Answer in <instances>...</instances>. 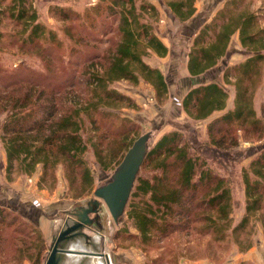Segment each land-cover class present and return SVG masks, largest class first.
<instances>
[{
    "label": "trees",
    "instance_id": "trees-1",
    "mask_svg": "<svg viewBox=\"0 0 264 264\" xmlns=\"http://www.w3.org/2000/svg\"><path fill=\"white\" fill-rule=\"evenodd\" d=\"M7 1L0 0V24L4 17L18 25L23 24L24 31L28 32L24 43L39 42L48 35L54 37L55 33L39 21L34 0ZM139 1H142L140 6ZM244 1L227 0L194 36L188 60L191 77L203 76L219 65L227 56L236 34L245 58L231 64L226 62L223 83L216 80L196 83L183 97L182 107L194 120H207L214 113L224 111L207 124V152L201 151L180 128L163 132L150 145L125 212L127 221L138 230L143 245L191 232L212 235L214 241L222 242L230 229L234 234L244 232L256 213L261 212L264 216V145L244 169L246 213L237 225H233L231 216L233 205L229 181L216 173L211 165L213 159H224L233 147L240 145L239 136L232 134L234 125L246 134L264 131V118L257 115L254 106L256 83L264 63V13L241 11ZM195 4L196 0L167 2L180 21H187L195 15ZM106 8L119 22L118 39L104 41L94 34L85 36L96 45L109 44L106 52L88 58V66L81 73L76 69L68 80L60 78L52 88L48 85L51 96L37 93V90L27 92L23 99L15 100L10 106L0 124L9 176L15 170L33 176L41 168L45 177L49 171L63 166L72 183L81 177L91 189L94 178L84 158L89 144V138H85L87 121L95 131L106 130L100 137L113 134L114 118L117 117L111 108L134 106L130 96L112 85L120 80L138 84L144 79L156 89L160 100L168 95L170 84L166 76L145 60L152 53L166 56L169 52L155 33L154 24L142 20L143 12L157 16V6L145 0H111ZM54 10L63 19L71 17L70 12L62 7ZM3 37L0 31V46ZM233 80L235 102L234 108L228 110L227 86ZM24 81L13 82L9 88L19 84L39 85ZM120 120L123 127L125 120ZM121 129L124 133L134 131L133 128ZM130 141L129 148L135 140ZM95 154L102 167L109 169L103 150L97 148ZM144 170L151 173L143 176ZM204 188L207 191L198 197ZM6 216L0 209V221L4 222ZM261 219L264 224V218ZM41 255L38 254L34 264L42 263Z\"/></svg>",
    "mask_w": 264,
    "mask_h": 264
},
{
    "label": "rangeland",
    "instance_id": "rangeland-1",
    "mask_svg": "<svg viewBox=\"0 0 264 264\" xmlns=\"http://www.w3.org/2000/svg\"><path fill=\"white\" fill-rule=\"evenodd\" d=\"M145 1L155 4L159 12L157 16L151 12H143L142 20L154 24L155 33L169 49L166 56L152 53L145 60L166 76L170 84L168 95L160 100L156 89L144 79L138 84L120 80L112 85L130 96L134 106L120 105L111 108L117 117L114 118L113 134L100 137L106 130L102 128L103 131H95L87 121L85 138H89V144L84 158L94 178L91 189L81 177L72 183L66 177L68 171L63 166L49 171L45 177L41 168L33 176L18 170L9 176L6 150L0 131V209L7 214L4 222L0 221V264H34L40 253L41 264H44L50 253V241H53L55 235L50 237L51 240L45 238L40 224L34 218H37L39 212L45 215L44 218H52L53 231L56 233V220L62 222L65 214L55 216L54 213L79 208L92 200L95 189L111 178L119 166L118 163L123 160L130 140L133 142L140 135L150 132L152 136L149 144L152 145L163 132L180 128L198 144L201 151L207 152V124L224 111L214 113L207 120L192 119L182 107L186 93L183 80L189 76L188 60L195 34L227 0H196V13L187 21H180L167 5L168 0ZM141 2L137 3L138 6ZM110 3L111 0H34L39 21L47 30L55 33L54 37L48 35L47 39L42 38L35 43L23 42L28 33L24 31L23 24L18 25L9 17L1 20L0 31L4 37L0 46V124L15 100L23 99L27 92L36 90L37 93L43 92L51 96L49 87L52 88L56 80H68L76 69L81 73L88 66V58L93 59L99 53L106 52L109 44L96 45L85 38L86 34H94L104 41L118 39L119 22L106 8ZM55 7L68 10L70 19H63L56 13ZM240 9L243 12L264 13V0H245ZM244 53L236 34L224 60L199 77H204L205 81L219 79L223 83L222 74L226 62H240L245 58ZM22 80L31 83L34 81L39 85L19 84L21 86L9 88L11 83ZM227 88L229 110L234 108V80ZM255 89L254 106L257 115L264 118V63ZM120 119L125 120L123 127ZM121 128H133L134 131L124 133ZM232 134L239 136L240 145L234 144L236 146L224 159L216 157L211 165L216 173L229 181L233 205L231 216L233 225H237L246 213L244 169L250 164L254 153L264 145V131L255 130L246 134L234 125ZM97 148L103 150L109 169H104L98 162L95 154ZM146 173L151 172L144 170L142 175ZM206 191L207 188L201 189L198 197L203 196ZM13 218L16 220L13 221ZM106 218H111L105 229L108 236L106 253L118 256H113V264H255L258 263L259 256L263 259L264 224L261 218L264 216L261 212L252 217L244 232L234 234L230 229L226 240L222 242L214 241L212 235L191 232L149 245L141 243L138 230L127 221L126 216L118 224L114 222L111 214ZM254 254L256 255L252 256Z\"/></svg>",
    "mask_w": 264,
    "mask_h": 264
},
{
    "label": "water",
    "instance_id": "water-1",
    "mask_svg": "<svg viewBox=\"0 0 264 264\" xmlns=\"http://www.w3.org/2000/svg\"><path fill=\"white\" fill-rule=\"evenodd\" d=\"M205 80L197 77L193 82ZM151 136L147 132L134 141L111 178L95 189L94 198L86 205L54 213L65 216L57 235L50 241V253L44 264H106V260L111 264L109 255L102 253L105 231L102 216L111 214L116 224L125 216Z\"/></svg>",
    "mask_w": 264,
    "mask_h": 264
},
{
    "label": "crops",
    "instance_id": "crops-1",
    "mask_svg": "<svg viewBox=\"0 0 264 264\" xmlns=\"http://www.w3.org/2000/svg\"><path fill=\"white\" fill-rule=\"evenodd\" d=\"M195 78H197V77H191L190 75L188 76H186L185 78H184V80H183V82H184V86L186 87V88H184V93L191 87V86H193V80L195 79ZM214 80V79H213ZM216 81H219V82H221L222 80H219V79H216ZM189 83V84H188ZM222 83V82H221ZM194 84H196V83H194ZM180 86H183V85H181L180 84ZM181 88V87H180ZM44 216L45 215H43L41 212H39L38 213V215H37V218H34V221H36L37 222V224H40V228H41V230H42V233H43V235H44V237L45 238H50V237H53L54 235L56 236V234H57V232H58V229H59V226H60V224L63 222H60L59 223V219H57L56 220V222L58 223L57 225H56V229H57V232L55 233V231H53V220H52V218H44ZM107 216H102V219H103V221H104V223H105V229L107 228V223L109 224V222H110V220H111V218H106ZM108 236H107V233H106V230L104 231V237H103V243H102V253H104V254H107V255H109L108 253H106L107 251H108V248H107V240H106V238H107ZM50 240H51V238H50ZM256 254H254V255H252V256H255ZM113 256H114V258H116V257H118V256H115L114 254L112 255L111 254V256L109 255V259H110V263L111 264H113ZM105 260H106V258H105ZM107 261V260H106ZM106 264H108L107 262H106ZM200 264H207L206 262L205 263H200ZM255 264H264V252H263V259H261L260 258V256H259V258H258V263H255Z\"/></svg>",
    "mask_w": 264,
    "mask_h": 264
},
{
    "label": "bare ground",
    "instance_id": "bare-ground-1",
    "mask_svg": "<svg viewBox=\"0 0 264 264\" xmlns=\"http://www.w3.org/2000/svg\"><path fill=\"white\" fill-rule=\"evenodd\" d=\"M107 262V261H106Z\"/></svg>",
    "mask_w": 264,
    "mask_h": 264
}]
</instances>
